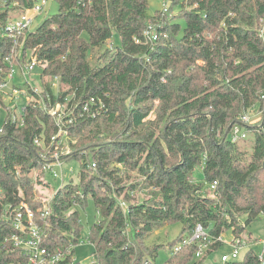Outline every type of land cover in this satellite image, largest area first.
Segmentation results:
<instances>
[{
    "label": "trees",
    "instance_id": "1",
    "mask_svg": "<svg viewBox=\"0 0 264 264\" xmlns=\"http://www.w3.org/2000/svg\"><path fill=\"white\" fill-rule=\"evenodd\" d=\"M37 1L0 0V83L14 43L4 29ZM55 1L58 12L19 37L22 62L39 60L52 95L57 77L60 98L74 92L77 101L94 96L106 107L98 118L73 124L69 141L77 149L73 157L83 160L80 183L59 189L46 219L37 212L34 185H50L34 139L51 136L56 126L34 103L27 104L24 126L7 114L0 128V264H29L13 241L25 234L4 216L6 205L21 202L36 212L44 244L55 249L79 244L81 223L73 208L86 206L90 196L101 216L90 230L98 264H142L166 247L171 253L198 223L213 236L226 229L244 236L264 215V41L258 31L264 0H162L169 5L165 15L162 7L150 13V0ZM149 27L159 35L153 43L144 34ZM116 34L118 43L112 42ZM258 105L263 113L250 125V151L232 143L227 131ZM85 149L87 155L78 151ZM87 158L97 163L96 171L86 166ZM199 166L207 190L194 179ZM131 171L145 179L126 185L123 175L129 178ZM141 193L146 197L138 201ZM177 222L182 230L171 243L147 244L156 229ZM221 246L197 258L193 243L166 262L203 264ZM223 264H260L258 251Z\"/></svg>",
    "mask_w": 264,
    "mask_h": 264
},
{
    "label": "built area",
    "instance_id": "2",
    "mask_svg": "<svg viewBox=\"0 0 264 264\" xmlns=\"http://www.w3.org/2000/svg\"><path fill=\"white\" fill-rule=\"evenodd\" d=\"M47 3L48 0H38L34 7L27 9L19 17L7 23L4 30L9 35H12L14 43L5 58L9 66L7 78L4 82L0 83V108L3 107L8 111L11 121L17 126H24L26 123L25 112L28 103H34L43 112L53 118L56 132L51 136H46L45 133H42L34 139V143L39 148L42 159L41 169L45 173V177L43 178L45 181H47L46 177L49 174L53 175L55 178L60 177V174L56 170L57 167L62 168L63 162L70 159L68 157H73L77 150L69 141L71 130L74 127L73 124L79 118H98L106 107L101 98L94 96L86 99L84 102L77 101L74 92L60 98L58 96L60 85L57 77L53 83L54 91L52 95L42 82L41 70L39 74L40 80L37 85L31 84L28 80L32 72L40 66L39 60L36 57H32L27 62H22V53L19 49V37L32 31L36 17L43 11ZM168 13L169 5L164 1L162 3V15ZM258 31L264 41V18L260 21ZM144 34L148 42L153 43L159 39L156 30L150 27L145 30ZM17 68L20 69V73L26 80L25 88L12 83L17 73ZM261 97L264 98V93H262ZM22 99H25V101ZM255 107L256 106L243 112L239 117V122L230 129L229 137L232 143L244 142L249 139L251 134L254 135L255 129L251 128L250 125L253 126L259 122L263 113L261 110L256 111ZM78 151L84 152V150ZM86 166L91 171H96L98 167L97 163L91 158L86 159ZM36 175H38V173H36L35 176ZM216 186L217 181H215L210 188L215 189ZM49 192L47 193L48 195L50 194ZM58 192L59 190L48 197L45 196L41 200V206L37 211L40 218L46 219V217L51 214L52 207L50 203ZM120 206L125 210L128 204L121 200ZM4 216L11 220L13 226L17 230L25 234V237L22 235L13 236V241L15 247L22 249L24 254L28 257L29 264H61L67 259H71L69 264L75 262L73 255L76 245L70 244L64 248L59 246L55 249H50L44 244L43 228L36 219V212L26 202H21L18 205H6L4 208ZM241 223L242 225L244 224V222ZM218 242L222 245L228 244L232 248L230 254H223L221 256V261L224 263L230 260H238L241 252L257 241H255L253 237L247 238L246 236L235 235L231 241H227L224 239L223 234L213 236L201 223H198L194 227L192 234L176 245L170 254L177 253L184 246L197 243L195 255L197 258H201L212 245ZM262 242L264 244V241ZM258 258L260 264H264V246L262 250L258 251ZM93 260L92 264H98L95 258ZM142 264H167V262L164 261L163 263H159L156 259L146 257L143 259Z\"/></svg>",
    "mask_w": 264,
    "mask_h": 264
},
{
    "label": "rangeland",
    "instance_id": "3",
    "mask_svg": "<svg viewBox=\"0 0 264 264\" xmlns=\"http://www.w3.org/2000/svg\"><path fill=\"white\" fill-rule=\"evenodd\" d=\"M162 0H150V13H154L155 10H159L162 7ZM58 12V5L55 0H48L47 5L44 7L43 11L36 17V20L34 22V25L32 27V30H34L37 26H39L43 20ZM182 23L183 20H181ZM114 43L119 42V37L118 34H116L112 40ZM40 68L37 67L33 72L32 75L29 76V81L33 85H37V83L40 80ZM25 78L23 75L20 73V69L17 68V73L15 74L14 79L12 80V83L15 85H18L19 87L25 88L26 87V82ZM11 83V84H12ZM25 101V99H22ZM260 106H256L255 110L259 111ZM7 110L5 108H0V128L3 127L5 120L7 119ZM253 135L249 137L247 140V143H240V146L246 147L249 146V150L251 151V146L252 142L254 141ZM249 143V145H248ZM92 149L88 150L90 152ZM87 149L84 150V152L87 155ZM82 168V160L77 158V157H72L68 160H65L63 162L62 168L57 167V172L60 174V177L55 178L53 175L49 174L47 175L46 179L47 182L49 183L50 187L44 188L40 184H35V191H36V197L35 199H38L39 201L42 200L45 196H49L52 193L57 192L61 187H67L71 184L73 185H78L80 183V171ZM63 174V177H62ZM125 175H123V183L131 184L134 183L135 181L141 182L145 179V177L140 176L136 171H131L129 178H125ZM194 179L198 183L204 184L205 190H207L209 185L205 181V175H204V170L202 166H199L195 169L193 173ZM63 178V180H62ZM43 188V189H42ZM51 190H50V189ZM48 190V191H47ZM50 191V192H49ZM50 193L49 195L47 193ZM148 192V191H146ZM142 196H139L138 201H143V199L146 197L141 193ZM88 203L86 206H81L78 205L73 208V210H76L79 214L80 218V223H81V234H80V242L79 244L76 245L75 247V252L73 255V259L76 262H79L81 264H92L93 259H94V244L90 241V230L92 225L97 222L99 219H101V216L95 206V203L93 199L89 196L88 197ZM126 203V202H125ZM242 222H246L247 217L243 216L240 218ZM182 230V224L177 222V223H172V224H167L164 225L158 229H156L151 237H149L147 244L148 245H153L156 243L159 244H165L167 245L168 243H171L173 240L177 238V236L180 234ZM244 237L251 235L255 241V244L252 246H249L247 249L243 250L239 256V260L244 259L246 253L250 250H256L260 251L262 250L264 244L262 241H264V215H261L258 217L257 220L253 221L251 224L247 226L243 233ZM224 239L227 241H231L234 238L233 230L232 229H226L223 232ZM232 252V248L228 244L222 245L218 250L214 251L213 253H210L206 257H204L203 264H223L221 261V256L223 254H230ZM170 252L166 248H162L160 250L159 255L156 257L157 262L163 263L164 261L169 258Z\"/></svg>",
    "mask_w": 264,
    "mask_h": 264
},
{
    "label": "water",
    "instance_id": "4",
    "mask_svg": "<svg viewBox=\"0 0 264 264\" xmlns=\"http://www.w3.org/2000/svg\"><path fill=\"white\" fill-rule=\"evenodd\" d=\"M230 129H228L227 134L229 133Z\"/></svg>",
    "mask_w": 264,
    "mask_h": 264
}]
</instances>
